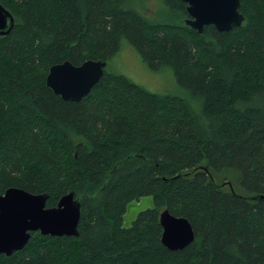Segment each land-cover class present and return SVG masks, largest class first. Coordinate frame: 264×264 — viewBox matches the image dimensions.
Here are the masks:
<instances>
[{"label": "trees", "instance_id": "16d2710c", "mask_svg": "<svg viewBox=\"0 0 264 264\" xmlns=\"http://www.w3.org/2000/svg\"><path fill=\"white\" fill-rule=\"evenodd\" d=\"M0 2L15 17L0 35V194L81 197L79 236L34 231L0 264H264V198H249L264 194V0H241V26L202 33L148 17L146 0ZM125 43L171 67L180 92L107 70L80 101L47 84L52 64L109 61ZM147 195L154 207L125 227ZM165 208L195 229L184 249L162 242Z\"/></svg>", "mask_w": 264, "mask_h": 264}, {"label": "water", "instance_id": "95a60500", "mask_svg": "<svg viewBox=\"0 0 264 264\" xmlns=\"http://www.w3.org/2000/svg\"><path fill=\"white\" fill-rule=\"evenodd\" d=\"M181 1L186 3V24L200 33L208 25L219 31H230L241 26L245 19L240 11L241 0ZM14 25V14L0 2V35L10 33ZM107 63V60L92 58L81 64L65 60L50 66L46 81L63 99L80 101L100 81ZM48 198V193H33L17 186L8 187L0 194V256H10L26 247L34 231L50 236H79L81 197L70 191L55 206H47ZM249 198L261 199L264 194ZM160 223L162 242L170 250L184 249L196 239L192 223L168 208L161 211Z\"/></svg>", "mask_w": 264, "mask_h": 264}, {"label": "rangeland", "instance_id": "374dc122", "mask_svg": "<svg viewBox=\"0 0 264 264\" xmlns=\"http://www.w3.org/2000/svg\"><path fill=\"white\" fill-rule=\"evenodd\" d=\"M165 0H146L143 12L150 18H161L169 15L171 20L179 21L186 19L178 17L175 11H169L165 5ZM107 71L122 73L141 85L143 88L159 93V94H177L180 92L179 84L175 73L171 67H162L159 69L151 68L137 52V50L125 43L122 49L109 59ZM154 198L152 195H147L139 200L131 201L127 206V211L124 215V226L130 227L138 217L139 213L148 208L154 207Z\"/></svg>", "mask_w": 264, "mask_h": 264}]
</instances>
